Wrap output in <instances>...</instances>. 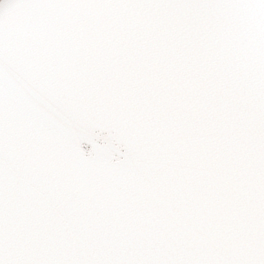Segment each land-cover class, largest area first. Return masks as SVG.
Returning a JSON list of instances; mask_svg holds the SVG:
<instances>
[{
    "label": "snow or ice",
    "instance_id": "obj_1",
    "mask_svg": "<svg viewBox=\"0 0 264 264\" xmlns=\"http://www.w3.org/2000/svg\"><path fill=\"white\" fill-rule=\"evenodd\" d=\"M0 264H264V0H0Z\"/></svg>",
    "mask_w": 264,
    "mask_h": 264
}]
</instances>
